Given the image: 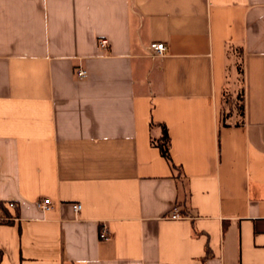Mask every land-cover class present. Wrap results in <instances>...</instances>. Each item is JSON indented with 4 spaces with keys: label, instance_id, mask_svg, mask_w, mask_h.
Instances as JSON below:
<instances>
[{
    "label": "crops",
    "instance_id": "0c3cea01",
    "mask_svg": "<svg viewBox=\"0 0 264 264\" xmlns=\"http://www.w3.org/2000/svg\"><path fill=\"white\" fill-rule=\"evenodd\" d=\"M0 202V264H264V0H0Z\"/></svg>",
    "mask_w": 264,
    "mask_h": 264
},
{
    "label": "built area",
    "instance_id": "2783aa9c",
    "mask_svg": "<svg viewBox=\"0 0 264 264\" xmlns=\"http://www.w3.org/2000/svg\"><path fill=\"white\" fill-rule=\"evenodd\" d=\"M100 43H101V47L102 48L108 46V43L104 39L102 41H100ZM166 50H167V44L165 42H162V41L161 42H153L151 44V52H152L153 56L161 57V55L165 54ZM77 73L82 78H84V77H86L88 75L86 70L82 69V68L79 69L77 71ZM6 205L9 208H17L18 207L17 202H15V201H9V202L6 203ZM37 205L43 211H49V209H51L53 207L51 198H44L41 201H38ZM73 207H74L75 212L78 213V211H80L82 209L83 204L80 203V202L74 203ZM170 216L173 219H180L181 217H184V215H182L180 213V209L179 208H176L174 210V212ZM9 219H10V217H8V216H6V217L5 216H0V222H6ZM110 236H111V233L109 231H107L106 228H102L100 230V239L106 240Z\"/></svg>",
    "mask_w": 264,
    "mask_h": 264
},
{
    "label": "trees",
    "instance_id": "16d2710c",
    "mask_svg": "<svg viewBox=\"0 0 264 264\" xmlns=\"http://www.w3.org/2000/svg\"><path fill=\"white\" fill-rule=\"evenodd\" d=\"M230 98H232V97L230 96ZM239 98H240V100H243V98H241L240 96H239ZM226 101L229 103V100H226ZM238 102H240V103L238 104ZM238 102H236V105L238 106V109L240 110V112H242V114L244 115V104L241 103V101H239V100H238ZM161 129H162V134H161L160 138L158 139V141H155V142L160 147L163 156L169 160V162L172 164V166L174 168H176V165L174 164L173 158L171 157V154H170L171 143H170L169 130L167 129L165 124H163L161 126ZM3 208H4V204L2 202H0V209H3Z\"/></svg>",
    "mask_w": 264,
    "mask_h": 264
},
{
    "label": "rangeland",
    "instance_id": "374dc122",
    "mask_svg": "<svg viewBox=\"0 0 264 264\" xmlns=\"http://www.w3.org/2000/svg\"><path fill=\"white\" fill-rule=\"evenodd\" d=\"M238 93L240 94V90H238ZM238 93H237V95H238ZM231 95V94H230ZM236 95V96H237ZM224 98H225V100H229V104H234L235 102H236V99L234 100L233 98H230V96H229V94H226L225 96H224ZM238 98H239V95H238ZM239 101H241L240 100V98H239ZM238 102V101H237ZM240 102H238V104H239Z\"/></svg>",
    "mask_w": 264,
    "mask_h": 264
}]
</instances>
